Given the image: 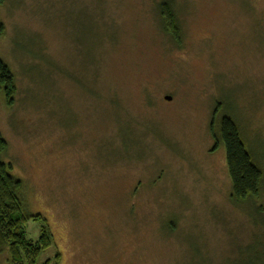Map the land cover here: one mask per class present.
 I'll list each match as a JSON object with an SVG mask.
<instances>
[{
  "label": "rangeland",
  "instance_id": "obj_1",
  "mask_svg": "<svg viewBox=\"0 0 264 264\" xmlns=\"http://www.w3.org/2000/svg\"><path fill=\"white\" fill-rule=\"evenodd\" d=\"M0 22L2 160L52 234L38 264H264V0H0ZM225 117L255 199L231 198Z\"/></svg>",
  "mask_w": 264,
  "mask_h": 264
},
{
  "label": "trees",
  "instance_id": "obj_2",
  "mask_svg": "<svg viewBox=\"0 0 264 264\" xmlns=\"http://www.w3.org/2000/svg\"><path fill=\"white\" fill-rule=\"evenodd\" d=\"M160 16L166 33L180 44L181 33L170 4L162 3ZM5 27L0 22V37ZM0 90L8 105L12 104L16 92L15 78L10 69L0 61ZM213 136L215 137L214 133ZM220 140L226 151V162L232 183L231 198L234 202L255 199L260 194L263 180L262 171L251 161L238 132L229 118H223L220 126ZM8 144L0 134V253L7 252L9 264H38L41 255L53 246V237L46 220L40 215L28 216L25 213L20 192L22 182L8 172L2 157ZM33 219L41 223V234L37 241L27 238L25 225ZM59 253L42 264H60Z\"/></svg>",
  "mask_w": 264,
  "mask_h": 264
},
{
  "label": "water",
  "instance_id": "obj_3",
  "mask_svg": "<svg viewBox=\"0 0 264 264\" xmlns=\"http://www.w3.org/2000/svg\"><path fill=\"white\" fill-rule=\"evenodd\" d=\"M166 99L169 101V100H171V98L170 97H166Z\"/></svg>",
  "mask_w": 264,
  "mask_h": 264
}]
</instances>
